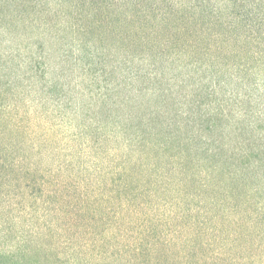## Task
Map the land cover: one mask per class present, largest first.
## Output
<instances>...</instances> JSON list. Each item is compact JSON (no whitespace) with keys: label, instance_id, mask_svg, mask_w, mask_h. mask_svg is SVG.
Here are the masks:
<instances>
[{"label":"trees","instance_id":"obj_1","mask_svg":"<svg viewBox=\"0 0 264 264\" xmlns=\"http://www.w3.org/2000/svg\"><path fill=\"white\" fill-rule=\"evenodd\" d=\"M51 7H86L97 33L116 20L121 46L79 41L86 28L64 13L52 23ZM48 33L26 65L27 92L49 91L51 120L76 122L63 147L55 124L39 141L19 105H0V219L31 216L28 200L41 199L59 240L49 264H264V135L229 134L260 130L261 115L242 129L228 110L264 89L240 79L264 73V0H49ZM74 67L86 85L67 96ZM226 75L251 90L228 92ZM48 144L49 172L32 157ZM29 257L0 250V264Z\"/></svg>","mask_w":264,"mask_h":264},{"label":"rangeland","instance_id":"obj_2","mask_svg":"<svg viewBox=\"0 0 264 264\" xmlns=\"http://www.w3.org/2000/svg\"><path fill=\"white\" fill-rule=\"evenodd\" d=\"M68 8L51 7L50 15L52 23L58 22V24H65V20L62 18L64 13L69 19V24H71L73 28H86V31L82 32V34H77L76 37L79 38V41L83 43H94L99 46H121L119 38L114 32L118 26L116 20L113 19L107 24L102 25L107 29V32L97 33V30L92 29L94 28L93 21L96 19L94 15L89 12V9L85 7L79 12V15H77V13ZM90 30L92 31L90 32ZM48 31L49 0H0V105H19L24 111L25 116L29 117L30 120L33 121V124L36 125V138L39 141L42 137L49 138L50 122L52 126L55 124L56 134L58 135V139H61L59 145L65 147L70 143L62 139L71 136L73 131L70 121L76 122V119H72L68 116L65 120H61L60 117L51 120L54 114L49 108V91L45 93L36 88L35 91H33L34 94L28 93L27 91H29L30 88L27 86L28 80L25 79L24 75L27 71L26 65L28 64L29 69L34 59L37 58V55H40L38 50L39 44H49ZM71 39L70 35H66V42H72ZM260 55V58L264 61V53ZM55 64L56 62L53 61L51 68L52 77L56 75ZM237 64V61L230 62L231 70L228 75L236 73L235 68ZM82 74L84 73L78 67L67 70V81L73 83L71 85H74L75 82L78 83L77 87L69 84L68 88H64L67 96H73L78 90L85 89L86 79L83 80L78 78V75ZM262 74L264 73L252 69L248 74H241L240 79L244 81V85L250 83L251 79H257L260 81L259 83L264 84V76ZM228 75L225 76V79L229 83V85L226 86L228 92L232 91L233 93L244 95L246 94L245 91L251 90L247 86L242 87L236 85L234 81L229 82L227 78ZM40 84L49 85V57L48 72L46 76L41 79ZM261 84L260 89H263ZM252 92L254 91L252 90ZM257 92L259 99L253 103H242L243 101H240L242 103L241 105V103H238L239 101L237 103H234V101L229 102L228 110L230 111V115L233 117L234 121H238L242 129L246 127L248 120L253 121L261 115L259 117L261 129L253 133L231 131L229 134L233 139V141H231L232 144H234L235 139L244 140L245 143L247 141L253 143L256 136L264 135V89L256 91V93ZM226 97H228V93ZM239 107L248 109L246 117H237L239 115H236L235 110L240 109ZM66 113L68 114L69 111ZM63 121L64 123L61 125L60 123ZM213 138L220 139L217 134L213 135ZM238 140H236V142ZM26 141L29 143V140ZM28 153L29 152H25V154ZM32 157L33 162L41 171L46 170L49 172V144L45 145L41 152H34ZM256 199L260 201V203L264 201V198ZM28 201L32 203L35 209L31 216L25 215L16 221L9 217V221H2L3 219H0V250L20 249L22 252L31 253L32 257L28 259L29 264H49V262L55 259L54 246H57L59 240L57 241V236L54 235L53 238V235L49 233V210L43 207L41 199L34 197ZM13 215L14 214L10 217ZM61 251L60 257H64L70 252L63 249H61Z\"/></svg>","mask_w":264,"mask_h":264}]
</instances>
